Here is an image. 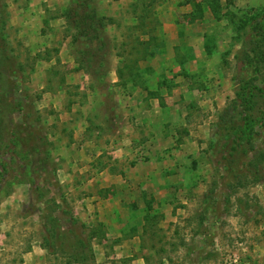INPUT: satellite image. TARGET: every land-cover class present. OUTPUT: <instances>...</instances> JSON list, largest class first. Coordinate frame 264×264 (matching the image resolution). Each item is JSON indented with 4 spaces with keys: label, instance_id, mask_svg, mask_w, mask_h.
<instances>
[{
    "label": "rangeland",
    "instance_id": "1",
    "mask_svg": "<svg viewBox=\"0 0 264 264\" xmlns=\"http://www.w3.org/2000/svg\"><path fill=\"white\" fill-rule=\"evenodd\" d=\"M263 36L264 0H0V264H264Z\"/></svg>",
    "mask_w": 264,
    "mask_h": 264
},
{
    "label": "trees",
    "instance_id": "2",
    "mask_svg": "<svg viewBox=\"0 0 264 264\" xmlns=\"http://www.w3.org/2000/svg\"><path fill=\"white\" fill-rule=\"evenodd\" d=\"M93 18H95V20H96V22L95 23H97V25L98 26H103L104 25V21H103V19L102 18H100V19H97L96 18V16L95 17H93V16H91L90 17V19H93ZM97 25H94V31H96V33L98 32V30H99V27L97 26ZM91 26V25H90ZM262 33V30H260V34ZM98 34V33H97ZM253 42H254V44H256V47L252 50L253 52H254V55H253V57L255 58V60L256 61H262L263 62V64H264V36H263V38L262 37H260V38H257L256 40H252ZM249 57V59L251 60V61H253L252 60V56H248ZM232 143L233 144H230V148H232V149H236V147L238 146L237 145V141L236 140H232ZM238 144H240V143H238ZM246 151V150H245ZM264 156V151H259V154H258V156L256 155L255 157H263ZM259 162L261 161V160H258ZM251 165H255V162L254 161H251ZM256 178H258V176H256ZM74 221H75V219H74Z\"/></svg>",
    "mask_w": 264,
    "mask_h": 264
}]
</instances>
